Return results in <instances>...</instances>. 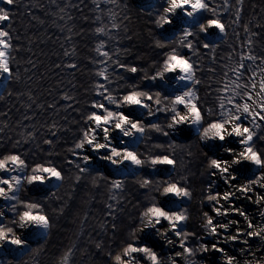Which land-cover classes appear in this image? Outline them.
<instances>
[{
  "label": "snow or ice",
  "instance_id": "1",
  "mask_svg": "<svg viewBox=\"0 0 264 264\" xmlns=\"http://www.w3.org/2000/svg\"><path fill=\"white\" fill-rule=\"evenodd\" d=\"M91 3L96 11L107 14V23L94 29L97 37L107 39H101L95 49L100 59L91 60L103 66L97 68V79L87 89L93 98L82 113L71 103L65 105L77 113L73 121L77 127L52 121L42 125L47 131L39 137L36 129L22 131L17 138L0 135V264H40L49 247L58 248L51 264H75L77 252L90 258L106 252L110 264H202L208 254H221L224 264H241L226 252L221 238L224 243L244 245L245 254L251 251V241L264 242V55L255 53L252 39L259 33L252 31L250 23L242 25L247 50L232 66L224 65L227 70L220 86L208 85L205 95L215 94L213 104L206 105L200 96L203 81L197 74L205 68L202 59H208L207 70L215 72L211 67L217 63L214 38L217 33L220 39L226 37L230 25L241 26L244 0H148L135 10L129 0ZM0 4L13 6L16 0H0ZM68 7L80 5L66 3L59 12ZM10 20L9 9L0 7V23ZM140 20L144 28L133 30V22ZM143 31L148 34L151 55L132 43ZM109 43L114 50L108 49ZM12 49L11 32L0 27V77L5 88L13 78L20 80L19 69L12 67L16 59ZM234 54H229V60ZM69 55L64 52L65 57ZM64 67L76 70L78 64L68 62ZM4 99L0 90V101ZM61 99L74 100L67 93ZM8 128L6 122L0 133ZM69 131L72 139L65 140L62 154L58 151L61 133ZM194 159L202 167L200 177L208 180L202 197L211 213L203 211L202 228L214 242L205 243L203 236L186 227L188 205L194 198ZM216 178L226 186L223 192L215 190ZM82 184L89 190L106 189L104 219L87 233L83 248L79 240L89 220L87 211L79 216L80 232L70 244H52L58 222L67 218ZM240 198L258 207L260 222L235 206L233 201ZM123 215L127 235L114 250ZM229 216L242 217L246 227H240L239 220L216 219ZM232 225H237L234 231ZM154 236L170 247L167 255L156 250ZM244 264H264V258Z\"/></svg>",
  "mask_w": 264,
  "mask_h": 264
},
{
  "label": "trees",
  "instance_id": "2",
  "mask_svg": "<svg viewBox=\"0 0 264 264\" xmlns=\"http://www.w3.org/2000/svg\"><path fill=\"white\" fill-rule=\"evenodd\" d=\"M219 3L221 0H215ZM234 3V0H231ZM77 4L79 8L68 7L64 13L59 12V7L64 4ZM130 7L135 8L131 0H129ZM256 7L253 8L252 5ZM0 7H6L10 11L11 20L8 21L4 27L12 34V55L16 59L12 62L14 70L19 69L20 80L16 81L13 78L8 82L7 88L4 89L3 94L5 99L0 101V113H7V117L0 115V128L7 122L8 129L3 133L4 137L12 136L17 138L22 131L36 129L37 136L47 131L46 127H42L46 123L57 121L61 125L68 128L75 129L77 125L73 122L74 118L78 119L77 113L72 109H66V103H71L73 108H79L81 113L87 107V102L93 98V94L87 91L92 85V81L97 79L95 72L98 67L102 65H95L91 62L92 59H100L98 53L95 51L101 39L106 40V37H97L94 29L100 23H107V14L98 12L94 9L91 0H16L13 6H5L0 4ZM264 0H244V9L241 18V26L236 27L230 25L227 36L216 42L218 47L216 49L217 63L211 65L215 68V72L207 70L210 61L202 59L201 63L205 65L202 72L197 75L201 77L203 83L200 87V96L205 99L206 105L215 102V94L206 96L208 85L211 84L213 88L220 86L219 81L223 79V73L227 69L224 65L232 66L239 60L241 51L247 50L244 46V41L247 36L243 31V24L250 23L252 31L259 33L257 37H253V49L256 54L264 55ZM63 15L64 19L59 17ZM71 16L69 20L67 17ZM99 15L102 17L101 21H95V17ZM88 19L85 20L84 17ZM226 22L230 24V18L225 17ZM255 25H261L256 27ZM72 28V32H68V28ZM133 30L143 29V20L134 21L131 26ZM239 33V37L235 33ZM123 33H121L122 35ZM70 37V39H66ZM128 45V41L121 42ZM140 52L151 55L147 44L149 37L146 31H143L139 39H134ZM19 51H16V47ZM109 50H114L112 43L108 44ZM68 51L69 56L65 57L64 52ZM235 53L231 60L229 54ZM140 54L139 52L136 53ZM29 60L32 63H29ZM76 62L78 68L76 70L67 69L64 65L68 62ZM249 62H246V64ZM59 64L61 67L57 68ZM33 65H35L33 67ZM246 78V77H245ZM8 92L12 95L9 96ZM67 93L74 98L73 101H64L61 95ZM31 97V99H29ZM40 105L38 108L36 105ZM48 104H53L54 107L49 109ZM31 117L25 120V116ZM26 126V127H25ZM73 133L71 131L61 133V151L63 154V147H66L65 140L71 142ZM35 147V145H31ZM195 151V149H194ZM191 169L196 173L191 177L192 187L194 188L193 202H199L202 196V188L208 180L201 178L199 173L202 167L199 160H193ZM129 189L133 188L131 181ZM64 189H61L63 192ZM135 195V194H134ZM95 199H92V197ZM136 199L143 200L142 196H136ZM129 199H132L130 196ZM107 200V191L101 186L99 190H89L82 184L71 201V208L66 219H61L58 222V228L51 238V243L57 246L68 245L72 240L79 235L80 225L79 216L83 215L85 211L89 212V220L84 228V235L80 237L79 244L83 248L87 245V233L91 232L93 228H97L100 220L104 219V203ZM91 201V203H85ZM192 202V201H191ZM135 203V199H133ZM194 216V215H193ZM124 222L122 231L113 241L114 250L115 245H119L120 240L127 235V217H121ZM190 223L197 229V220L191 218ZM106 248L108 238L105 237ZM36 246V245H35ZM33 246V247H35ZM62 250V248L60 249ZM58 248L49 247V254L40 257V264H51L53 259L52 253L57 252ZM24 260L29 257L24 256ZM75 264H108V257L106 252L102 255L81 256L79 252L73 257Z\"/></svg>",
  "mask_w": 264,
  "mask_h": 264
},
{
  "label": "rangeland",
  "instance_id": "3",
  "mask_svg": "<svg viewBox=\"0 0 264 264\" xmlns=\"http://www.w3.org/2000/svg\"><path fill=\"white\" fill-rule=\"evenodd\" d=\"M217 38H219V33L216 34V37H215L214 39H217ZM217 180H218V178H217ZM217 180H216L215 190L221 192V184H220L219 181H217ZM219 187H220V188H219ZM202 201H203V197L201 196V197L199 198V202H193V200H192V202L188 205V209H189V220H188V222H187L186 227H187L188 230H190V231H194V232H196L198 235L203 236V240H204V242H205V243H208V242H212V241H214V239H213L212 237L207 236V235H205V234L203 233V228H202V224H203V220H204V217H203V211H209V212L211 213V208H210L208 202L203 201V203H202ZM0 206H2V202H0ZM235 206L244 209V210L247 212V214H248L249 217H250V214H254V218H253V217H252V218H253L254 221H256V222H258L257 218H259V219L261 218L259 215H255V213H254L255 210H253V208H251L250 206H247L248 209L244 208L245 206H244V205H240L239 203H236ZM193 215H194V216H193ZM191 218H193L194 220H197V224H198L197 229H194V226L190 223ZM228 219L239 220V221H241V222H240V225H243V226L246 227V223L244 222V220H243L242 217L229 216V217L226 218V220H228ZM218 221H219V220H218ZM141 239H142V240L144 239L143 236H141ZM152 240L155 241L156 244L159 245V247H157L156 250H157L158 252H161V251H162V254H163V255H167V254L171 251L170 247H166V246H164L162 243H159L158 241H156V240H159L157 237L154 236V237L152 238ZM149 242L151 243V241H149ZM259 242L261 243V241H259V240H255L254 242H252V243H251V248H252L253 246H257V245H259V244H260ZM221 243H223V238L221 239ZM227 244H228V243H227ZM237 244H238V243H237ZM237 244H235V245H237ZM240 245H241V244H240ZM234 248H235L234 253L237 252V251L241 252V253H240V258H241V259H244V258L247 257L248 253L245 254L244 252L241 251L242 246H241V247H234ZM215 259H216V258H213V256H210V255L208 254V255H206L205 260L202 261V264H209V262H213V264H215V263H214V260H215ZM217 259H218V258H217ZM108 264H110V262H109Z\"/></svg>",
  "mask_w": 264,
  "mask_h": 264
},
{
  "label": "bare ground",
  "instance_id": "4",
  "mask_svg": "<svg viewBox=\"0 0 264 264\" xmlns=\"http://www.w3.org/2000/svg\"><path fill=\"white\" fill-rule=\"evenodd\" d=\"M225 185H222L221 186V192H223L224 191V189H225ZM234 202V204H235V200L233 201ZM252 203V202H251ZM253 205H252V207L251 208H253V210H255V215H259L258 214V207L254 204V203H252ZM239 217V216H238ZM254 218V214H250V218ZM226 218L227 217H217L216 219L217 220H219L220 222H227V220H226ZM261 219L262 218H257V220H258V222H260L261 221ZM241 222V221H240ZM257 222V223H258ZM237 225H232L231 227H232V229H233V231H234V229H235V227H236ZM240 227H244V226H241V225H239ZM213 238V237H212ZM156 241H158L159 243H162L163 244V242L162 241H159V240H156ZM255 240H253V241H251L250 243H252V242H254ZM260 243V242H259ZM225 244H227V243H224L223 242V244H221L223 247H224V245ZM229 244H232L233 245V247L234 246H236L234 243H229ZM242 245V244H241ZM167 247V246H166ZM243 247H245L244 245H242V248ZM225 248V247H224ZM226 249V252L227 253H229V254H233V255H235L239 260H240V262H241V264H244V261H246V260H254V259H256V258H264V242H261L259 245H257V246H253L252 248H251V251H249L248 252V255H247V257L246 258H244V259H241L240 258V253L241 252H239V251H237V252H235L234 253V250H235V248L231 251L230 249H227V248H225ZM253 253H255V256H253ZM217 256H219L220 257V259H219V261L220 262H222V263H224L223 262V257H222V255L221 254H217Z\"/></svg>",
  "mask_w": 264,
  "mask_h": 264
},
{
  "label": "flooded vegetation",
  "instance_id": "5",
  "mask_svg": "<svg viewBox=\"0 0 264 264\" xmlns=\"http://www.w3.org/2000/svg\"><path fill=\"white\" fill-rule=\"evenodd\" d=\"M236 203H239L240 205H244L245 206L244 208H246V209H248L247 206L252 207V205H253L250 201H247V200H245L243 198H240L238 200H235V204ZM241 226H243V225H241ZM229 243L228 244H225L224 247L227 248V249H230L231 251L234 249V247H241L242 246L240 244H237L236 246L233 247V245L232 244H229Z\"/></svg>",
  "mask_w": 264,
  "mask_h": 264
},
{
  "label": "water",
  "instance_id": "6",
  "mask_svg": "<svg viewBox=\"0 0 264 264\" xmlns=\"http://www.w3.org/2000/svg\"><path fill=\"white\" fill-rule=\"evenodd\" d=\"M148 2V0H132V3L134 4L135 7L138 8V6L141 4V3H146ZM6 23V22H5ZM4 23V24H5ZM4 24H0V27H3ZM4 87H5V80L3 77H0V90H4ZM32 245H36L35 242L32 243ZM224 264V263H223Z\"/></svg>",
  "mask_w": 264,
  "mask_h": 264
}]
</instances>
